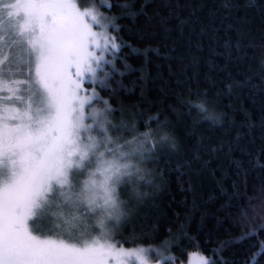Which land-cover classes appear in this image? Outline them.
Instances as JSON below:
<instances>
[{
	"label": "trees",
	"instance_id": "1",
	"mask_svg": "<svg viewBox=\"0 0 264 264\" xmlns=\"http://www.w3.org/2000/svg\"><path fill=\"white\" fill-rule=\"evenodd\" d=\"M94 1L123 44V75L96 88L111 124L127 123L109 135L150 131L149 147L169 138L143 179L121 187L132 210L115 239L128 249L171 240L175 264L194 254L264 264V0Z\"/></svg>",
	"mask_w": 264,
	"mask_h": 264
},
{
	"label": "snow or ice",
	"instance_id": "2",
	"mask_svg": "<svg viewBox=\"0 0 264 264\" xmlns=\"http://www.w3.org/2000/svg\"><path fill=\"white\" fill-rule=\"evenodd\" d=\"M114 19L95 6L81 8L79 0L0 3V264H150L152 252L160 257L159 264L176 259L164 255L171 240L157 248L128 249L115 239L132 209L115 201L114 186L143 179L140 165L169 138L153 140L149 147L150 131L124 144L109 135L127 130L125 121L119 128L111 124L114 109L96 90H106L114 75H123L116 67L123 44L109 34L120 31ZM16 46L26 54V79L4 75ZM7 71L11 76L10 67ZM86 84L93 86L91 92ZM89 169H94L93 190L97 185L103 190L107 216L114 223L102 221L96 236L52 227L51 204L71 178ZM241 218L246 220L247 214ZM199 264L218 262L201 256ZM248 264H256L255 254Z\"/></svg>",
	"mask_w": 264,
	"mask_h": 264
},
{
	"label": "clouds",
	"instance_id": "3",
	"mask_svg": "<svg viewBox=\"0 0 264 264\" xmlns=\"http://www.w3.org/2000/svg\"><path fill=\"white\" fill-rule=\"evenodd\" d=\"M94 169H89L83 179L67 186L62 194L51 204L48 209V218L50 224L54 228H58L65 232L73 233H91L93 236L99 234L100 224L114 223V220L107 216L106 206L103 196V190L96 186L93 190L92 177L90 173ZM100 179L99 173L95 177ZM134 195L140 193L134 190ZM113 197L121 207L124 206L123 200L120 198L118 185L114 186Z\"/></svg>",
	"mask_w": 264,
	"mask_h": 264
},
{
	"label": "rangeland",
	"instance_id": "4",
	"mask_svg": "<svg viewBox=\"0 0 264 264\" xmlns=\"http://www.w3.org/2000/svg\"><path fill=\"white\" fill-rule=\"evenodd\" d=\"M101 1V0H98ZM7 2H11V0H0V3H7ZM96 2L94 0H79V4L81 6V8L84 7H92L95 6L97 11L104 17L110 19L106 14L102 13L100 10V5L95 4ZM111 20V19H110ZM107 22V21H105ZM111 35V33H109ZM26 58V54L23 51V47L22 46H16L12 49V56H11V62L10 64H6L5 65V78L6 79H26V66L24 64V60ZM11 68L12 70V75L10 76L7 69ZM17 69H19V71H17ZM89 84L85 85V88H87ZM91 92V91H89ZM90 122V121H89ZM93 135H96V132L92 133ZM114 140H117V143L119 144H124L125 141H122V139L120 138H113ZM143 164L140 165V167L142 168ZM88 170L83 171L78 177H73L71 178L72 181L74 183L79 182L81 179H83L86 175ZM134 181H136V178H133ZM123 186V184L118 185V191L120 192L121 187ZM37 225L40 227H47L48 225L46 223H42L40 221H37ZM165 256H171L169 254L164 253ZM199 255L194 254L189 256L187 262L185 264H199V260H200ZM160 261V257L157 256L155 254V252L150 253V264H159ZM168 264H175L174 261H169Z\"/></svg>",
	"mask_w": 264,
	"mask_h": 264
}]
</instances>
